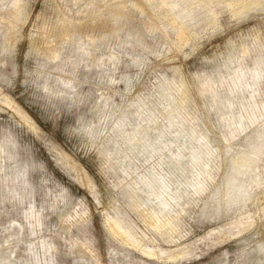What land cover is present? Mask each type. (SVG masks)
Returning a JSON list of instances; mask_svg holds the SVG:
<instances>
[{
	"label": "rangeland",
	"instance_id": "1",
	"mask_svg": "<svg viewBox=\"0 0 264 264\" xmlns=\"http://www.w3.org/2000/svg\"><path fill=\"white\" fill-rule=\"evenodd\" d=\"M50 2L56 30L49 33L47 39L43 31L39 36L33 35L36 20L30 15L31 0H22L18 18H11L15 12L12 4L0 3V18L6 25H0V49L3 45L6 47L0 50V69L6 68L3 56L7 50L17 59L12 82H0V209H9L8 212L0 211V261H19L25 257L43 264L45 259H55L57 242L69 241L76 248L80 264H89L93 258L87 246L90 237L65 225L67 234L53 239L48 224L55 213L46 200L52 189L64 188L61 178L69 181L82 198L97 173L96 160L100 151L108 167L113 218L119 217L134 230L137 240L141 238L135 247L126 236L118 234L117 249L131 253L136 264L144 261L148 264H188L189 251L203 259L205 257L199 255L201 248L209 253L218 248L227 249L236 240L243 242L247 232L241 227V216L248 217L250 211H255L257 201L247 204L243 212L231 214L230 218L227 213L223 217L217 215L195 228L188 215L197 207H205V202L211 203L210 192L216 186H223L221 183L231 160L227 159L229 151L221 149L235 145L234 151L242 143L248 144L241 139L259 132L262 114L252 101L243 74L235 70L232 74L227 72L226 50L219 39L212 36L213 17L204 20L212 10L194 8L193 4L200 0L177 1L178 10L173 11L170 7H160L158 0L151 4L146 0ZM180 18H185L183 23L187 28L181 41L170 24L175 19L179 25ZM7 22H12L16 29L5 43L1 35L6 32ZM217 58L219 63L215 62ZM141 64L147 71H141ZM110 68L112 77L106 88L96 95L84 117L88 130L83 135L94 140L98 151L93 152L80 146V134L75 138L64 134L58 111L56 120L45 118L41 105L35 102L36 93L41 96L50 93L54 100L66 99L71 103L73 89L79 92V85L74 81L83 75L99 77ZM7 71L12 69L7 68ZM123 77L131 81V88L121 83ZM162 90L174 99L169 106ZM63 93H67V97L60 95ZM230 104L234 106L231 111L233 125L223 122L230 114ZM219 114L223 116L219 118ZM170 117L176 118V125L168 123ZM239 120L243 121L245 129L231 136L230 129H238ZM21 127L24 135L37 146L39 159L32 162L37 166L35 169L24 159L21 148L12 146L20 144L15 134ZM158 135H162L161 138H157ZM141 136H145L146 142L154 141L153 151L137 153L138 145L134 144ZM197 140L200 145L208 143L196 152L208 164L209 172L190 157L183 159L187 160L181 162L180 170L164 163L167 156L177 154L186 142L198 146ZM114 149L118 154H111ZM109 152L110 155H106ZM259 166V171L264 172V164ZM144 175L167 179L168 189L182 195L178 205L172 204L169 214L165 210L157 212V218L146 216L130 204L135 199L129 200L126 194L137 190L138 178ZM197 180L204 187L196 197L201 201L198 205L191 202L189 194H182L186 188L192 193L194 188L190 185H195ZM36 185L41 186L40 192L35 191ZM65 190L71 194L70 190ZM5 194L7 205L2 198ZM52 199L55 200V194ZM236 227H241V231L237 232ZM146 249L154 256L146 255ZM107 255L106 252L105 258ZM112 259L126 261L127 257L114 249Z\"/></svg>",
	"mask_w": 264,
	"mask_h": 264
},
{
	"label": "snow or ice",
	"instance_id": "2",
	"mask_svg": "<svg viewBox=\"0 0 264 264\" xmlns=\"http://www.w3.org/2000/svg\"><path fill=\"white\" fill-rule=\"evenodd\" d=\"M163 6L179 7L176 4ZM125 7H135V5H125ZM193 7L201 10H212L210 13L214 19L212 36L217 37L226 50L229 58L226 67H229L230 71L235 70L237 74H243L246 84L249 86L248 90L251 93L252 101L257 104V110L262 113L259 121L258 143L260 163L264 164V0H200L199 3H194ZM29 8L31 10L30 15L34 16L36 20L33 25V35L39 36L40 32L43 31L45 39H47V35L56 30V18L50 14L52 10L50 0H31ZM196 19L202 21L200 17ZM196 19L193 20L194 24ZM212 36L208 38L211 39ZM66 51L68 50L66 49ZM3 59L6 68L0 69V82L11 83L17 59L11 50H7ZM215 62L219 63V59L217 58ZM115 66V57H113L112 67ZM139 67L141 71H147L144 64L139 65ZM7 68H11L12 71H7ZM139 75L140 72L137 73V76ZM111 77V68L100 73L99 77L93 75L81 76L78 81H74L79 85V92L73 89L71 103H68L66 99L58 98L54 100L50 93L41 96L39 92L36 93L35 102L41 105L42 114L49 120H56L58 111L64 134L71 138H75L77 134H80V146L83 149H91L96 152L98 150L94 140H90L83 135L88 130L86 127L87 121L84 117L87 114V109L93 105L96 95L106 88ZM121 83L127 84L131 88V81L127 77H123ZM44 91L48 93L47 88ZM60 95L67 97L68 94L63 93ZM257 97H259L258 100ZM15 136L20 144H13L12 146L20 147L24 159L30 162L32 168L35 169L37 166L32 162L34 159H39L37 146L29 137L24 135L23 127L16 132ZM9 143H11L10 140ZM250 144L253 149L256 148L255 142L250 141ZM234 148L235 145L230 149L221 150L232 151ZM96 163L98 165L97 173L94 174L91 184L87 186L88 191L82 194V198H80L81 193L63 178H61V183L64 188L57 186L48 193L46 204H51L55 213L48 224L50 233L53 239L66 235L68 228L64 226L67 225L90 237L87 246L93 258L89 261V264H136L131 253L117 249L120 237L112 229L113 211L111 202L113 193L108 190V167L104 160L103 151L99 152ZM65 189L70 190L71 194ZM35 191L40 192L41 186L36 185ZM53 194H55L54 201L52 199ZM199 195L200 191L195 189L192 193H189L193 204L198 205L201 203L196 199ZM2 198L4 204L7 205V194ZM252 200L258 202L256 210L250 211L248 217L241 216V227L247 232L243 242L236 240L229 244L227 249L218 248L216 251L209 253H204L201 248L199 255L205 257L203 259H198L196 253L189 251L188 264H264V181L260 183L258 191L256 187H253L245 193L244 203H251ZM239 207V203L232 199H228L227 203L223 200H213L211 203L205 202V207H197L195 210L190 211L188 215L191 217V226L195 228L210 217L215 219L217 215L223 217L227 213L230 218L233 213L239 214ZM93 208H95V211H93ZM0 211L8 212L9 209L5 207ZM73 212L74 214H72ZM116 222L120 223L121 228H123L124 225L121 220L117 219ZM241 227H236L235 230L240 232ZM30 247L31 245H29ZM114 249L120 255L127 257V260H113ZM106 252L108 253L107 258H105ZM76 256V248L72 246L71 242H57L55 259H45L43 264H80ZM0 264H40V261L21 257L19 261L4 260L0 261ZM143 264H148V261H144Z\"/></svg>",
	"mask_w": 264,
	"mask_h": 264
},
{
	"label": "bare ground",
	"instance_id": "3",
	"mask_svg": "<svg viewBox=\"0 0 264 264\" xmlns=\"http://www.w3.org/2000/svg\"><path fill=\"white\" fill-rule=\"evenodd\" d=\"M158 1H159L158 3H159L160 7H165L163 5H170V4L171 5L172 4H176L177 5V3H178L177 1H180V0H169V3H168V0H158ZM191 1H194V0H191ZM1 2H3V4L4 3H9V4H12L14 6L15 12H14L13 16H11V18H14V17L18 18L20 16L19 10H20V7L22 8V5L20 6V3H22V0H0V3ZM146 2L151 4V3L155 2V0H146ZM9 7H11V6H9ZM177 8L178 7H176V8L170 7V11H173L175 9L178 10ZM20 11H22V10H20ZM167 12L165 13V15L169 18V16H168L169 14H167ZM208 13L210 14L211 12H208ZM206 17H204L205 18L204 20L208 21L213 16L209 15L207 18ZM184 19L185 18L181 19L182 21L179 23V25L177 24L175 19H172L170 21V24L172 25V28L176 31V37H178V39L180 41L184 38V33H185L186 29H187L184 26V23H183ZM11 21H12V19H11ZM213 22H214V19H213ZM207 24H208V22H207ZM0 25L6 26L5 23L3 22L2 18H0ZM5 28H6V32L2 33L1 36L4 39V42L7 43V42H9V41H7L8 40V36L16 28L14 27V24L12 22H7V27H5ZM4 49L6 50V47H4V45H3V47L0 50L3 51ZM227 72L229 74H232L231 73L232 71H230L228 67H227ZM162 95H163V97L165 99V103H167L168 106L170 105V103H172L174 101V99L171 97V95L169 93H166L165 90H162ZM229 108H230V110H229L230 114H229L228 118L223 119V122L228 124V125H233L232 124V122H233L232 121L233 113H231V111L233 110L234 106L232 104H230ZM222 116L223 115L219 114V118H221ZM174 120H176L175 117H170V118L167 119V121H168V123L170 125H172V123H174ZM244 129H245V124L244 123L242 124V121L239 120V128L238 129L235 128V129H232V130L230 129V132L232 134L231 136H233L236 132H240L241 133ZM135 134L136 135L137 134L141 135L140 132H135ZM258 134H259V132L257 134H254V135H248L246 137L243 136L244 138L241 139V140L243 142L245 140H247L248 144H244L245 143L244 142L238 147L239 149H235L234 151H229L228 152L227 159L231 160V161L227 165L228 173H227L226 177L223 179V183H221L223 186H221V187L220 186H216V187H214L213 192H210L211 196H210L209 199H211L212 201L213 200H223V201H225L227 203L228 199H232L233 201L238 202L239 206H240L239 210H238V213L243 212L244 209L247 207V204L244 203V195H245V193H247L253 187H256V189L258 190L260 183L262 181H264V172L262 170H261L262 172L259 171V168H260L259 164H260L261 157H260V152H259ZM161 136L162 135H158L156 137L157 138H161ZM177 137L179 138V136H177ZM200 139H202L203 141H206V138H202L201 137ZM249 140L256 143V148L255 149H253L251 147V144H250ZM197 141H198V146H195V145L193 146V145L189 144L188 142H186L185 144L181 145L180 150H178V153L177 154L173 153L172 155L167 156L166 159L164 160V163L166 165H168V166H172V167L174 166L175 168L178 167V170H180L181 162L187 160V159H185V160H183V159L190 157L189 159L192 162L193 161L195 163H199L200 162L202 164L203 169L208 171V164L206 165V162L203 161V158L201 160V157H200L199 153L196 152V151H198V148L201 149V145H202V144L200 145L199 140H197ZM205 144L208 145V143H204V145ZM134 145H138V149L136 150L138 154H144L146 152V150L153 151L154 146H155L154 145V141H152V143L151 142H146L145 141V136H141L140 137V141H138ZM204 145H202V146H204ZM129 151L132 152V150H130V149H129ZM193 151H195V152H193ZM110 153L111 152L107 153L106 155H110ZM184 153H186V154H184ZM111 154H118V151L114 149ZM203 156L204 155H202V157ZM191 161H189V162H191ZM184 164L186 165V163H184ZM184 167H187V166H184ZM209 168H210V166H209ZM196 172H198V171L196 170ZM205 173L207 174V172H205ZM193 174H195V173H193ZM203 180H205V179H203ZM167 181H168L167 179H165V178H163L161 176H157V175L156 176L151 175L150 178H147L145 175L141 176L140 178H138V184L136 185L137 186V190H134L133 193L130 191L131 193H127L126 196H128L129 200H131V201H132V199H135V202L134 203L130 202V204H132L133 208H134V205H135L137 210H141L143 213H145L146 216L153 217V215H154L156 217L157 216V212L161 213V212H164L165 210L167 211L166 214H169L170 213L169 210L172 208V204L176 205L178 200L181 199L182 195L174 194V192H171L168 189V186H167L168 182ZM195 182H196L195 185H190V183L188 181L187 186L190 185L195 190L203 192L204 191V187H203L202 182H200L198 180L195 181ZM188 189L189 188H186V190H184L182 192V194H187L188 195L189 194ZM201 189H202V191H201ZM254 201L255 200H252L251 203L253 204ZM147 204H149V205H147ZM146 207H148V209H146ZM173 209H175V208H173ZM234 214H237V213H234ZM117 219L120 220V218L117 217V216L113 218L112 229L114 231H116L117 234H121V235L126 236L128 238V240L133 242V244L136 247V245H138V243L140 241L139 239H141V238L138 237L139 238L138 239L139 241H138L135 238V236H134L135 235L133 233L134 230L131 229V227H128L123 221L122 222H123L124 226H123V228H121V224L116 222ZM154 223L156 224L155 221H154ZM166 224H168V223H166ZM156 225H158V224H156ZM150 227H151V225H150ZM151 228H153V227H151ZM172 231H173V229H172ZM175 231H176V229H175ZM143 244H144V242H143ZM123 245L125 246V244H123ZM135 247H133V248H135ZM137 248H138V246H137ZM137 248H135V249H137ZM150 250H152V249H150ZM144 253L146 255H148V256H154V254H152L151 251H148V250L144 251ZM141 254H143V252H141Z\"/></svg>",
	"mask_w": 264,
	"mask_h": 264
}]
</instances>
